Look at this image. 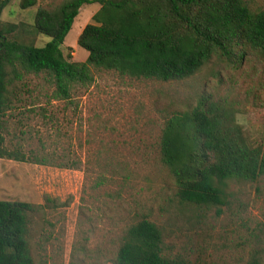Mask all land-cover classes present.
<instances>
[{
  "label": "rangeland",
  "instance_id": "1",
  "mask_svg": "<svg viewBox=\"0 0 264 264\" xmlns=\"http://www.w3.org/2000/svg\"><path fill=\"white\" fill-rule=\"evenodd\" d=\"M19 1L2 9L3 21L33 24L38 6L64 0H36L26 9ZM245 1L264 8V0ZM99 7H80L60 46L70 60L86 59L77 38ZM49 40L39 34L35 45ZM90 68L92 80L73 83L67 99L52 98L46 73L21 72L1 118L7 149L27 159L0 158V200L35 206L28 233L35 264H114L124 230L142 217L160 228L168 256L189 264H264V175L230 180L223 204L191 205L179 201L159 152L164 116L195 105L202 93L234 103L250 143H262L264 106H253L264 96L262 61L251 55L232 64L213 56L193 75L168 81Z\"/></svg>",
  "mask_w": 264,
  "mask_h": 264
},
{
  "label": "trees",
  "instance_id": "2",
  "mask_svg": "<svg viewBox=\"0 0 264 264\" xmlns=\"http://www.w3.org/2000/svg\"><path fill=\"white\" fill-rule=\"evenodd\" d=\"M9 1L0 0V14ZM93 2L100 6L94 23L77 38L86 59L72 61L60 46L80 7ZM35 4L19 1L21 9ZM39 34L50 37L42 47L35 45ZM251 55L264 65V8L252 9L245 0H64L51 9L38 6L33 24L0 18V158L27 159L20 150L7 149L1 120L21 72L46 73L55 85L52 98L67 99L73 83L92 80L90 66L168 81L193 75L213 56L240 64ZM258 97L255 104L262 106H253L263 108L264 96ZM237 108L202 93L195 105L164 116L160 160L174 179L179 201L220 205L230 180L264 175V140L250 143L235 119ZM102 182L99 177L96 184ZM32 210L35 206L26 201L0 200V264H35L28 240ZM162 243L160 228L142 217L124 230L114 264H189L164 254Z\"/></svg>",
  "mask_w": 264,
  "mask_h": 264
}]
</instances>
